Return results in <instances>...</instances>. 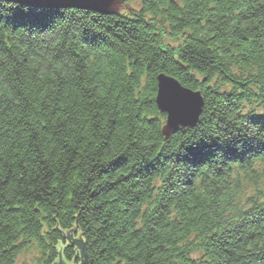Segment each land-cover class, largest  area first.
I'll list each match as a JSON object with an SVG mask.
<instances>
[{
    "label": "trees",
    "instance_id": "1",
    "mask_svg": "<svg viewBox=\"0 0 264 264\" xmlns=\"http://www.w3.org/2000/svg\"><path fill=\"white\" fill-rule=\"evenodd\" d=\"M124 1L0 0V264H264V0Z\"/></svg>",
    "mask_w": 264,
    "mask_h": 264
},
{
    "label": "water",
    "instance_id": "2",
    "mask_svg": "<svg viewBox=\"0 0 264 264\" xmlns=\"http://www.w3.org/2000/svg\"><path fill=\"white\" fill-rule=\"evenodd\" d=\"M21 3L35 6L80 7L100 11L105 14L118 12L122 0H18ZM156 106L166 117L162 134L169 139L181 129L194 127L200 118L203 99L200 92L183 87L176 79L164 74L157 77ZM68 242H70L67 237ZM55 264V263H54ZM64 264V263H56Z\"/></svg>",
    "mask_w": 264,
    "mask_h": 264
},
{
    "label": "rangeland",
    "instance_id": "3",
    "mask_svg": "<svg viewBox=\"0 0 264 264\" xmlns=\"http://www.w3.org/2000/svg\"><path fill=\"white\" fill-rule=\"evenodd\" d=\"M29 6H31V7H35V6H33V5H29ZM136 6H137L136 3H129V2H125V1L123 0V3H122V7H121V9H119L118 12L113 13V14H105V13H102V12H100V11H96V10L94 11V10H91V9L86 10V9H83V8H80V7H73V6L69 7V9H78V10L93 11V12H96V13H99V14H104V15H119L121 12H123V11H127V10L129 9V7L136 8ZM36 8H39V7H36ZM60 8H61V7H57V8H56V7H54V6H49V7H46L45 9H50V10H52V11H56V10H58V9H60ZM61 9H63V8H61ZM165 42L168 43V44H170V45H172V46H176V45L178 44V41H177V40H174V39L172 40L170 37H168L167 40H165ZM66 238H67V237H66ZM67 241H68V240H67ZM26 255H27V256H29V255H30V256H36L37 254H36L35 251L31 250L30 252L26 253ZM25 258H26V261H24V262L29 263V262L31 261V259L29 260L28 257L25 256ZM21 262H22V258L18 260V263H17V264H21Z\"/></svg>",
    "mask_w": 264,
    "mask_h": 264
},
{
    "label": "bare ground",
    "instance_id": "4",
    "mask_svg": "<svg viewBox=\"0 0 264 264\" xmlns=\"http://www.w3.org/2000/svg\"><path fill=\"white\" fill-rule=\"evenodd\" d=\"M2 1H4V2H6V3H9V4H17V5H26L25 3H21L20 1H18V0H2ZM47 7H49V6H47ZM42 8H46V7H42ZM65 8H69V6L68 7H65ZM160 74H163V73H160ZM159 74V75H160ZM158 75V76H159ZM165 75V74H164ZM157 76V77H158ZM157 77H156V80H157ZM191 90V89H190ZM193 91V90H192ZM193 92H199V91H193ZM204 107V106H203ZM202 110H203V108H202ZM202 114V113H201ZM201 116V115H200ZM200 119V118H199ZM199 121V120H198ZM165 126V123H164V125H163V127ZM163 127H162V129H163ZM172 135H174V134H172ZM171 135V136H172ZM66 264H68V263H66Z\"/></svg>",
    "mask_w": 264,
    "mask_h": 264
}]
</instances>
